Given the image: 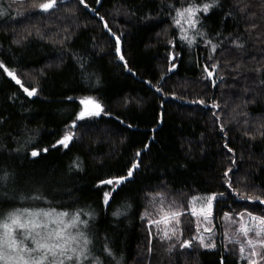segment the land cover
<instances>
[{
  "label": "trees",
  "instance_id": "trees-1",
  "mask_svg": "<svg viewBox=\"0 0 264 264\" xmlns=\"http://www.w3.org/2000/svg\"><path fill=\"white\" fill-rule=\"evenodd\" d=\"M51 1L0 0V212L96 215L120 264H244L222 238L226 217L264 218V0ZM190 7L194 27L178 21ZM88 96L104 108L81 119ZM153 193L182 209L179 235L147 215ZM213 193L209 248L189 202Z\"/></svg>",
  "mask_w": 264,
  "mask_h": 264
},
{
  "label": "rangeland",
  "instance_id": "rangeland-1",
  "mask_svg": "<svg viewBox=\"0 0 264 264\" xmlns=\"http://www.w3.org/2000/svg\"><path fill=\"white\" fill-rule=\"evenodd\" d=\"M3 7L2 5H0ZM4 8V7H3ZM0 8V19L5 18L7 12ZM192 8V7H190ZM194 9V8H193ZM181 13V12H180ZM183 16L178 15V21L182 23L184 21L187 25L191 26L188 22L189 14L185 11ZM196 13V12H195ZM195 19V14L192 17ZM210 72V71H209ZM82 103V110L80 112L84 114V117L87 118H94L98 115H90L89 113L99 112V115L102 113L104 108V104L100 101L95 99L93 96L84 97L81 99ZM98 106V107H97ZM108 115V114H106ZM71 132H68V135H71ZM14 173L5 174L2 178L5 183H9L11 180L13 182L16 181L14 178ZM17 194H13L15 196ZM220 194H202L197 195L190 199L189 202V209L192 215L195 217L196 221V231L194 237L201 241L203 240V244L206 247L213 248L218 243V236L217 233L219 231V226L217 225L216 221L213 217V208H214V201L216 198L221 197ZM18 197L20 200L22 199H33L35 195L32 192L24 191L18 193ZM208 197H215L214 200L211 201V209L209 214V209L207 208L208 201L206 198ZM27 209L28 211H46V212H53L55 214L66 212L68 216L64 218L65 223H69L73 217L77 214L79 215L80 221H86V223H78L75 228H69L68 233L72 236L77 237V242L72 243L71 247L76 249V253H72L69 251V255H73L72 260H64V264H120L113 252L107 248H103L100 244L95 241L93 236V224L94 218L96 215L92 214H85L76 210L70 209H60L52 206H45V205H36V204H21L15 205L4 211L0 212V219L6 218L9 213H12L16 210H24ZM203 209V213L201 212ZM171 212H179L180 215L182 213V209L173 202L169 197L164 196L161 193H153L152 198L150 201L149 210H147V215L152 218V222L158 226L163 234L167 233V237H173L179 235V223H180V215L178 217L179 223H176L175 220L165 221L164 215L165 213ZM205 216L207 218L205 219ZM251 217H257L255 215H251ZM249 215H244L243 218L241 216H237L235 218L226 219L224 226V240H236L240 245V253L241 259L243 260L244 264H251L252 261H255L256 264H259L260 259H264V245L260 243V241H264V233L261 236L257 237L254 231H249L247 235L241 230V226L243 225L246 228H252L254 224H258L257 221H253ZM262 218V217H261ZM156 221H160V223H155ZM173 229L175 231H173ZM82 234V235H81ZM19 239V236L17 237ZM88 241L86 248L84 249V255L80 256L81 246L83 245L84 240ZM253 241L255 245V249L249 246L248 241ZM31 247L30 241H25ZM241 248L244 249L241 252ZM255 252V254H253ZM77 257H79L77 259ZM0 264H4L3 261H0Z\"/></svg>",
  "mask_w": 264,
  "mask_h": 264
},
{
  "label": "snow or ice",
  "instance_id": "snow-or-ice-1",
  "mask_svg": "<svg viewBox=\"0 0 264 264\" xmlns=\"http://www.w3.org/2000/svg\"><path fill=\"white\" fill-rule=\"evenodd\" d=\"M55 0H52L50 4H44L41 7L44 9H48L53 6ZM211 5H204L202 11L205 13ZM201 11V9L196 8H187L185 12L189 14V24L194 27L196 21L192 18L195 12ZM180 16H183L184 13H179ZM187 39V37H184ZM191 43V41H189ZM215 48V46H213ZM0 67H3L0 65ZM6 71V69H5ZM14 75L12 73H8ZM211 75V73H210ZM20 83L19 80L16 81ZM25 91H28L25 89ZM29 95H34L35 91L28 92ZM98 107V106H97ZM90 115H99V112L89 113ZM84 114L81 113L80 118L83 119ZM70 136H66L64 140H61L59 143L63 144L67 147L65 141L70 140ZM38 153L33 152L32 155L35 156ZM131 175V172L128 173ZM120 181H112L108 180L106 183L113 184L119 183ZM35 199V198H34ZM208 201L207 208L211 209V201L215 199V197L206 198ZM107 203V198L105 200ZM203 209L201 212L203 213ZM179 212H171L165 213L164 219L165 221L175 220L176 223H179L178 217ZM251 217V214H248ZM68 216V213L61 212L55 214L53 212L46 211H28L24 210H16L12 213H9L6 218L0 219V261H3L4 264H64V260H72L73 255H69V251L72 253H76V249L72 248L71 245L74 242H77V237L72 236L68 233L69 228H75L78 223H86V221H80L79 215L77 214L75 217L71 219L69 223H65L64 218ZM207 216H205V219ZM241 218H243V214H241ZM226 219H231L230 217H226ZM253 221H257L258 224H254L252 228H246L243 225L241 226V230L245 235L248 234L249 231H254L257 237L261 236L264 233V218L261 217H251ZM155 223H160V221H156ZM173 231H175L173 229ZM82 235V234H81ZM167 235V233H165ZM19 236V239L17 238ZM25 241L31 242V247ZM203 243V240H201ZM262 245H264V241H260ZM88 241L85 239L83 241V245L81 246V250L79 255H84V249L86 248ZM249 246L255 249V245L253 241H248ZM244 249L241 248V252ZM255 254V252H253ZM79 257H77L78 259ZM251 264H256L255 261H252Z\"/></svg>",
  "mask_w": 264,
  "mask_h": 264
},
{
  "label": "water",
  "instance_id": "water-1",
  "mask_svg": "<svg viewBox=\"0 0 264 264\" xmlns=\"http://www.w3.org/2000/svg\"><path fill=\"white\" fill-rule=\"evenodd\" d=\"M50 3H52V1H51V2H48V3H46V4H50ZM54 6H55V3L53 4L52 7H54ZM52 7L48 8V9H51ZM43 9H44V8H43ZM48 9H44V10H48ZM207 73H208L209 78H213L214 75H215V71H213V72L211 73V75H210L209 69H207ZM148 147H149V143L147 144V146L145 147V149H147ZM141 152H142V150L139 151V153H138V157H140ZM137 166H138V162H137V163L135 164V166L132 168V170H131V175H130V176H127L126 178H130V177H132L133 172H134V169L137 168ZM109 199H110V197H109ZM109 199H108V200H109Z\"/></svg>",
  "mask_w": 264,
  "mask_h": 264
}]
</instances>
